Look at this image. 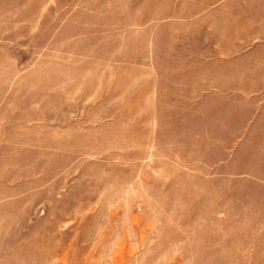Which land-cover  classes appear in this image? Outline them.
Segmentation results:
<instances>
[{"label": "rangeland", "instance_id": "rangeland-1", "mask_svg": "<svg viewBox=\"0 0 264 264\" xmlns=\"http://www.w3.org/2000/svg\"><path fill=\"white\" fill-rule=\"evenodd\" d=\"M0 264H264V0H0Z\"/></svg>", "mask_w": 264, "mask_h": 264}]
</instances>
